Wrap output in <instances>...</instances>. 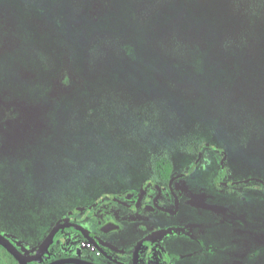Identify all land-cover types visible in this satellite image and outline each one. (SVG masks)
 <instances>
[{
	"label": "rangeland",
	"instance_id": "374dc122",
	"mask_svg": "<svg viewBox=\"0 0 264 264\" xmlns=\"http://www.w3.org/2000/svg\"><path fill=\"white\" fill-rule=\"evenodd\" d=\"M1 136L6 237L37 243L87 198L137 190L151 158L185 173L203 146L177 183L192 233L264 264V0H0ZM221 164L248 182L216 190Z\"/></svg>",
	"mask_w": 264,
	"mask_h": 264
},
{
	"label": "flooded vegetation",
	"instance_id": "af4514ba",
	"mask_svg": "<svg viewBox=\"0 0 264 264\" xmlns=\"http://www.w3.org/2000/svg\"><path fill=\"white\" fill-rule=\"evenodd\" d=\"M2 136L0 138L3 139ZM202 149L203 146H200L195 163L185 173L177 174L172 167L167 178H164L165 173L152 169L151 176L139 185L137 190L127 189L117 196L100 192L97 198H87L85 203L66 211L52 224H45L41 234L32 235L39 238L37 243L17 242L15 235L7 238L17 251L27 258L26 264H53L58 261H63V264H212L218 261L219 254L227 256L223 258L222 264H234L231 259L239 255L238 251L218 250L214 243H211L209 250L207 243L214 240L207 238L205 230L204 233H192L188 222L193 218L191 199L194 195L190 193L189 183L187 187L185 184H177L187 176H192L195 171L192 169ZM154 159L156 158H151V162ZM220 169L219 175L212 180L216 184V190L226 188L222 185L240 186L248 182L218 181L225 174L223 164ZM258 182L264 188V183ZM196 188L202 190V186ZM197 196L195 200L198 203L203 201L200 204H204L201 207L205 209L207 200L215 198L207 193L203 195L206 202L204 203L203 197ZM216 200L219 198L216 197ZM181 205L186 207L182 215ZM215 205L217 206V203ZM214 214L213 212L212 215ZM215 220L221 219L216 217ZM131 225H134L133 229ZM148 225L153 226L151 230L147 229ZM56 226L58 229L48 247L38 255L39 246ZM4 251L1 250L5 258L1 259L0 263L19 264L13 256Z\"/></svg>",
	"mask_w": 264,
	"mask_h": 264
},
{
	"label": "water",
	"instance_id": "95a60500",
	"mask_svg": "<svg viewBox=\"0 0 264 264\" xmlns=\"http://www.w3.org/2000/svg\"><path fill=\"white\" fill-rule=\"evenodd\" d=\"M58 227L56 226L51 233L48 235L45 241L39 246L37 254L40 255L46 250L48 244L51 242L53 235L57 231ZM0 247L4 249L7 253L13 256L19 264H26L27 258L17 251L15 246L10 242V240L3 234L0 233ZM63 261H58L53 264H63Z\"/></svg>",
	"mask_w": 264,
	"mask_h": 264
},
{
	"label": "trees",
	"instance_id": "16d2710c",
	"mask_svg": "<svg viewBox=\"0 0 264 264\" xmlns=\"http://www.w3.org/2000/svg\"><path fill=\"white\" fill-rule=\"evenodd\" d=\"M152 169L165 173L164 178H167V175L171 171L172 166L166 157H161V158H156L152 161ZM0 250L4 251V249H2L1 247H0ZM0 264H3V263H0Z\"/></svg>",
	"mask_w": 264,
	"mask_h": 264
}]
</instances>
